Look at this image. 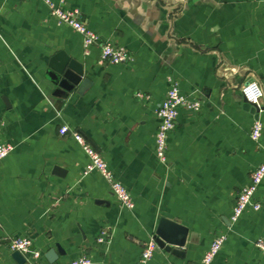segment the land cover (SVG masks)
<instances>
[{"label":"crops","instance_id":"crops-1","mask_svg":"<svg viewBox=\"0 0 264 264\" xmlns=\"http://www.w3.org/2000/svg\"><path fill=\"white\" fill-rule=\"evenodd\" d=\"M57 1V0H53ZM86 25L132 60L99 64V46L59 23L44 0H0V264H142L159 219L188 228L183 255L156 248L145 264H202L217 233L226 239L210 264H264V179L258 210L234 223L237 193L264 161V101L240 92L264 87V0H67ZM63 50L91 81L82 93L52 96L49 58ZM176 83L197 99L180 108L167 161L155 156V110ZM262 123L253 141V123ZM67 126L105 159L134 207H121ZM102 230L107 242H98ZM25 237L39 256L18 263L9 239ZM55 257L50 261L49 252Z\"/></svg>","mask_w":264,"mask_h":264},{"label":"built area","instance_id":"built-area-1","mask_svg":"<svg viewBox=\"0 0 264 264\" xmlns=\"http://www.w3.org/2000/svg\"><path fill=\"white\" fill-rule=\"evenodd\" d=\"M48 6L49 12L54 16L59 23H63L73 30L78 32L82 38V46L85 52H88L90 47L99 46L98 63L120 64L127 63L132 60V55L122 46L116 45L113 42L103 39L97 32L90 29L81 18L80 12L76 8H70L66 5L67 0H44ZM242 96L251 104L260 106L264 101V87L256 80L250 79L246 81L240 88ZM200 106L197 99L183 95L176 83H173L167 90L165 97L157 106L155 113L158 120L157 128L154 134L155 156L158 161L166 163L167 161V143L169 134L173 131L176 125V118L180 108L196 110ZM262 123L256 120L251 128L250 136L253 141H258L261 136ZM69 133L78 143L83 152L88 157V162L83 170V174L90 171L99 172L108 183L112 193L118 200L121 207L132 209L134 207L133 199L127 189L117 181L107 162L101 154L89 144L86 138L76 130H69L67 126L59 128V134L65 135ZM13 150L10 143L0 140V159L6 157ZM264 179V161L257 166L251 173L250 179L237 193L231 215L230 222L234 223L237 219L249 208L258 210L260 203L255 199L254 195ZM109 232L102 230L98 237V242H107ZM226 239L224 233H217L213 238L210 246L205 251L202 264H210L214 256L220 250ZM255 245L264 253V239L255 241ZM9 246L14 250L21 252L26 259L32 263L39 256L38 251L30 249V241L25 237H15L9 239ZM156 249L154 237H150L141 252L140 262L145 264L153 255ZM70 264H94L92 260L86 256L78 257L71 261Z\"/></svg>","mask_w":264,"mask_h":264},{"label":"water","instance_id":"water-1","mask_svg":"<svg viewBox=\"0 0 264 264\" xmlns=\"http://www.w3.org/2000/svg\"><path fill=\"white\" fill-rule=\"evenodd\" d=\"M46 77L49 87L52 88V96L61 101L73 91L82 93L91 83L85 76L83 64L66 54L63 50L55 52L49 58ZM187 233L188 228L179 221L161 217L154 234L156 248L176 255H183L182 247L185 244ZM12 256L18 263H23L27 260L18 250H14ZM55 256V253L51 250L48 258L51 261Z\"/></svg>","mask_w":264,"mask_h":264}]
</instances>
